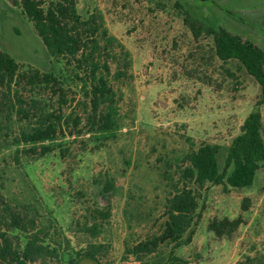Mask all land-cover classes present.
I'll return each instance as SVG.
<instances>
[{
    "label": "rangeland",
    "instance_id": "rangeland-1",
    "mask_svg": "<svg viewBox=\"0 0 264 264\" xmlns=\"http://www.w3.org/2000/svg\"><path fill=\"white\" fill-rule=\"evenodd\" d=\"M11 1L19 0H0V52L22 70L52 73L70 88V98L81 99L70 69L48 55ZM75 1L83 19L95 16L115 39L108 62L113 74H126L112 81L119 99L114 135L102 145L87 136L67 138L64 157L55 151L36 160L19 155L17 162L12 139L26 123L0 110V184L7 203L48 233L46 242L58 255L52 264H264V167L244 190L205 184L197 191L188 245H160L142 262L126 253L161 232L165 200L188 153L203 144L220 146L221 168L253 111L264 138L259 85L237 61L217 58L210 33L221 28L264 52V0ZM23 95H34L48 111L57 107L45 91ZM238 217L242 223L229 238L207 230L214 219ZM8 235L24 248L27 235Z\"/></svg>",
    "mask_w": 264,
    "mask_h": 264
},
{
    "label": "trees",
    "instance_id": "trees-1",
    "mask_svg": "<svg viewBox=\"0 0 264 264\" xmlns=\"http://www.w3.org/2000/svg\"><path fill=\"white\" fill-rule=\"evenodd\" d=\"M11 5L18 6L33 24L48 55L64 61L70 69L69 80L81 93V99L70 98L71 90L64 87L60 78L50 72L22 70L12 57L0 52V110L6 109L17 116L19 123H26L12 139L16 161L19 155L36 160L55 151L64 157L68 152L64 142L67 138L75 141L87 136L98 145L108 141L115 132L119 103L112 81L126 75L122 70L113 74L108 62L114 56L115 39L107 36L95 16L83 19L77 13L75 0H19L11 1ZM210 33L217 58L222 63L237 61L257 82L264 101V52L221 28H212ZM42 91L56 98V108L48 111L33 95ZM25 92L33 96L26 99ZM71 103L72 109L68 108ZM65 109L70 111L65 113ZM220 151V146L203 144L185 156L186 166L177 181L181 186L174 185L165 200L166 220L161 232L137 242L126 250L128 255L142 262L160 245L169 244L173 249L188 245L197 224V191L205 184L221 186L226 192L244 190L253 184L256 173L264 167L260 114L253 111L245 118L240 133L228 146L221 168ZM2 189L0 184V264H52L58 255L56 248L46 242L48 233L36 229L34 220L16 212L5 200ZM241 207L246 211V201ZM241 223L240 217L214 219L207 230L217 238H229ZM11 230L27 235L23 249L11 240ZM92 230L94 227L86 229L90 233Z\"/></svg>",
    "mask_w": 264,
    "mask_h": 264
}]
</instances>
